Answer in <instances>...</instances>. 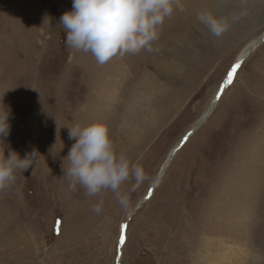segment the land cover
<instances>
[{"label":"rangeland","instance_id":"1","mask_svg":"<svg viewBox=\"0 0 264 264\" xmlns=\"http://www.w3.org/2000/svg\"><path fill=\"white\" fill-rule=\"evenodd\" d=\"M71 7L0 0V106L12 111L5 142L21 156L40 153L0 190V264H198L211 240L234 246L241 264H264V40L147 198L172 147L198 124L241 50L264 33V0H179L151 53L103 65L66 46L59 22ZM200 14L220 22L219 34ZM96 121L147 177L131 192L130 211L110 190L88 196L63 176L75 142L66 126Z\"/></svg>","mask_w":264,"mask_h":264},{"label":"clouds","instance_id":"2","mask_svg":"<svg viewBox=\"0 0 264 264\" xmlns=\"http://www.w3.org/2000/svg\"><path fill=\"white\" fill-rule=\"evenodd\" d=\"M174 4L179 6V0H72L71 9L62 14L59 24L65 31L67 47L91 53L103 65L117 55L123 57L142 50L151 53L153 43L159 39L158 28L172 15ZM198 19L214 33L221 31L220 22L211 15L200 14ZM11 115V108L3 102L0 106V190L15 182L18 171L32 168L40 154L32 149L21 156L5 142L11 132ZM66 127L68 138L75 141L61 164L69 188L74 190L79 185L88 196L110 190L121 208L130 211L131 192L147 179L143 168L115 148L106 123L96 121ZM50 152L56 156L52 149ZM126 183H131V187L122 191ZM103 203L99 200L92 211L100 213Z\"/></svg>","mask_w":264,"mask_h":264},{"label":"bare ground","instance_id":"3","mask_svg":"<svg viewBox=\"0 0 264 264\" xmlns=\"http://www.w3.org/2000/svg\"><path fill=\"white\" fill-rule=\"evenodd\" d=\"M250 6V5H249ZM254 9V8H253ZM264 38V33L257 39H254L252 42H250L247 46H245L241 52L239 53V55L237 56L235 62L243 57H245L248 53H252L253 51H251V49L253 48V46H255L258 42H260L261 39ZM249 54V55H250ZM250 57V56H249ZM245 62V61H244ZM242 62V63H244ZM241 63V65H242ZM233 67V66H232ZM231 67V69H233ZM239 68L236 69V71ZM235 71V72H236ZM228 83V82H227ZM223 84V83H222ZM221 84V86H222ZM219 87L217 89V91L215 92V94L212 96L210 102L208 103L206 109L203 111L201 117L199 118V125L200 126L202 123H204L206 121V119L209 117L210 113H212V111L216 108L220 98L222 95H224L225 90L227 87H225V90L222 91V87ZM222 91V93H221ZM224 93V94H223ZM212 109V110H211ZM202 119V120H201ZM195 126V125H194ZM197 126V127H198ZM192 129H190L185 136H183V138H181L171 149V153L173 152V150L180 145V147L174 152V156L177 152H179V150L181 149V146H183L182 144L184 143V139L186 137H190L189 133ZM196 130V128H195ZM192 135V134H191ZM187 138V139H188ZM52 141V140H51ZM58 153V152H56ZM173 156V157H174ZM169 157V155H168ZM168 157L166 159V161L163 163V165L161 166L160 170L158 171L156 177L154 178V180L151 182V185L149 187V190L147 192V194L149 195V191L151 190L152 187H154V189H156L162 181V177L164 175V173L166 172V169L169 167L172 159L170 160V162L167 163ZM51 167V166H50ZM146 194V195H147ZM124 228V227H123ZM124 232V231H123ZM126 233V231H125ZM126 238H124L123 243L125 241ZM120 240V239H119ZM122 243V245H123ZM215 250H217L218 252H216ZM206 253L200 255L199 259H198V264H241V262H244L246 260V258L240 254L239 251H235L234 250V246H225L224 244H221L220 242H218L217 240H211L208 241V244H206ZM48 255V254H47ZM48 257V256H47ZM122 259V257H120V260ZM42 260V259H41ZM120 260H118V264L120 262Z\"/></svg>","mask_w":264,"mask_h":264},{"label":"water","instance_id":"4","mask_svg":"<svg viewBox=\"0 0 264 264\" xmlns=\"http://www.w3.org/2000/svg\"><path fill=\"white\" fill-rule=\"evenodd\" d=\"M261 40L263 41L264 38L261 39ZM261 40H260V41H261ZM260 43H261V42H258L255 46H253V48L251 49V51L255 50V49L258 47V45H259ZM249 54H250V53H248L245 57H243V58L237 60V61L233 64V67H234V65H236V64H238V63L241 65V63L246 59L247 56H249ZM233 67H232V68H233ZM232 70H233V69H231V70L229 71L228 75L226 76V78H225V80H224V82H223V84H222V86H221V87H222V91L225 90V87H226L227 82H228V80H229V74H230V73H232V74L234 73ZM222 91H221V93H222ZM211 110H212V109H211ZM201 120H202V119H201ZM199 124H200V123L198 122V124L195 125V126L193 127V129H192V130L190 131V133H189V134H190L189 136H191V134H193V132L195 131V128H196ZM187 138H188V137H186V138L184 139V141L187 140ZM184 141H183V142H184ZM179 147H180V145L177 146V147L173 150V152L169 154V157H168L167 163L170 162V160H171V159L173 158V156H174V155H173L174 152H175ZM153 191H154V187L151 188L150 193H149V196H148L147 198H149V197L151 196V194L153 193ZM122 236L125 238V233H124V232H123ZM122 242H123V241H122ZM121 244H122V243H121ZM118 260H119V258L117 259V261H118Z\"/></svg>","mask_w":264,"mask_h":264},{"label":"snow or ice","instance_id":"5","mask_svg":"<svg viewBox=\"0 0 264 264\" xmlns=\"http://www.w3.org/2000/svg\"><path fill=\"white\" fill-rule=\"evenodd\" d=\"M239 67H240V64H239V63H238V64H236V65H234V67H233V70H232V71H233V72H235V71H236V69H237V68H239ZM231 79H232V73H230V74H229V80H231ZM124 227L126 228V227H127V225H125ZM123 240H124V237L122 236V237H121V241H123Z\"/></svg>","mask_w":264,"mask_h":264}]
</instances>
